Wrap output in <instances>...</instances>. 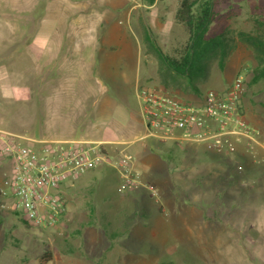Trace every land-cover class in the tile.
Returning <instances> with one entry per match:
<instances>
[{"label":"rangeland","instance_id":"374dc122","mask_svg":"<svg viewBox=\"0 0 264 264\" xmlns=\"http://www.w3.org/2000/svg\"><path fill=\"white\" fill-rule=\"evenodd\" d=\"M213 3L214 17L206 36L230 29L235 41L224 67L218 60L210 64V78L200 81V92L206 93L218 85L230 86L235 76L243 75L246 88L241 111L250 122L263 125L264 80L250 84L256 66L255 51L240 39L239 32H258L262 23L264 33V0H213ZM104 64L108 67L107 62ZM156 66L150 69L156 70ZM220 73L224 74L223 80L216 82ZM75 83V94L61 93L59 101H41L39 109L45 122L48 113L55 112L57 121H62L60 131L81 136L92 131L89 117L88 122L83 120V107L93 99L87 92L86 80ZM180 88H188L183 79ZM128 104L133 109L138 105L134 94ZM20 109L27 111L23 106ZM18 114L23 118L17 119ZM26 115L20 113L18 105L16 108L10 102H0V120L4 118L18 129L36 131L33 117ZM130 116L131 110L124 107L108 120V127L116 130L112 135L117 139H136L137 144L142 143V127ZM23 119L29 123H18ZM129 152L139 169L141 159L135 157L133 148ZM159 152L173 172L176 191L168 197L171 209L164 204L158 209L153 207L149 196L141 200L138 193L119 191L118 171L112 167L97 168L86 172L76 182L79 184L66 191L67 215L53 227L31 228L20 216L0 208V264H264V205L253 204L249 235L246 232V236L240 237L228 224H223L220 233L225 236L219 238L214 237L217 232L211 228L215 198L212 187L215 181L225 183L236 175L245 176L242 162L227 152L222 156L207 143L168 140L166 148ZM2 176L0 171V180ZM157 181L165 185L164 180ZM227 194L226 189L222 198L228 197ZM263 200L264 197L260 203ZM203 216L205 220L201 222ZM228 249L231 252L224 253Z\"/></svg>","mask_w":264,"mask_h":264},{"label":"crops","instance_id":"0c3cea01","mask_svg":"<svg viewBox=\"0 0 264 264\" xmlns=\"http://www.w3.org/2000/svg\"><path fill=\"white\" fill-rule=\"evenodd\" d=\"M181 3L182 0H0V30L3 31L0 36V102H10L16 108L18 105L20 113L33 117L38 129L32 132L18 129L4 118L0 120V127L36 141H97L105 143L111 152L121 148L129 151L131 147L138 161H142L139 169L145 183L142 191L137 189L132 194L138 193L140 199L149 196L157 209L160 204L171 209L168 197L169 194L174 196L176 191L173 172L159 151L173 139H162L148 131L139 91L143 87H156L175 97H188L185 101L201 103L206 93L200 92V81L210 78V64L220 60L211 59L207 71L193 83L164 63L156 47L168 58L178 61L189 54L188 32L177 19ZM155 64L156 70L153 69ZM223 76L220 73L216 82H222ZM182 79L187 89L180 88ZM78 80H86L87 92L93 99L82 106L83 120L88 122L89 117L92 131L71 136L59 130L62 121H57L55 112L50 111L45 122L39 108L41 101H59L61 93L75 94ZM230 86L218 85L215 90L224 91ZM110 88H114L113 91ZM133 94L138 103L135 109L128 104ZM20 104L27 111H21ZM124 107L131 110V119L140 123V140L144 142L137 144L136 139H117L112 135L116 130L108 127V120ZM242 113L251 125L260 129L261 145L257 146L252 162L242 163L245 176L236 175L225 183L215 181L211 217L214 222L211 228L217 232L214 237L225 236L220 233L223 224H228L240 237L246 236V232L249 235L252 206L264 205V200L260 203L264 197V124H254ZM20 116L23 118L18 114L17 119ZM21 121L18 123L22 125L29 123ZM237 153L247 155L243 143ZM118 179L120 182L119 175ZM157 180H164L167 186ZM76 184L79 183L73 187ZM147 185L155 187L161 199H155ZM226 189L228 197L222 198ZM250 199L254 202L249 204ZM200 219L205 220L204 216ZM230 252L228 249L224 253Z\"/></svg>","mask_w":264,"mask_h":264},{"label":"built area","instance_id":"2783aa9c","mask_svg":"<svg viewBox=\"0 0 264 264\" xmlns=\"http://www.w3.org/2000/svg\"><path fill=\"white\" fill-rule=\"evenodd\" d=\"M245 88L243 75H238L225 91L210 89L201 103H194L156 87H143L142 115L153 136L207 143L221 155H235L243 143L256 157L261 131L241 111ZM102 167L118 171L121 192L145 185L126 148L111 152L97 141H36L0 127V208L20 216L31 228L53 227L67 215L66 191L86 172ZM147 187L159 197L155 187Z\"/></svg>","mask_w":264,"mask_h":264},{"label":"trees","instance_id":"16d2710c","mask_svg":"<svg viewBox=\"0 0 264 264\" xmlns=\"http://www.w3.org/2000/svg\"><path fill=\"white\" fill-rule=\"evenodd\" d=\"M213 7V0H182L177 19L184 25L189 35L187 44L189 54L184 59L181 61L170 59L159 47H156L164 63L177 74L187 76L191 83L202 72H205L211 59L220 58L219 62L223 67L234 45L235 38L230 29L212 37L206 36L214 17ZM262 28L261 23L258 32H239L240 39L252 46L255 51L256 66L250 84H257L264 80V33L261 32ZM234 157L242 163L252 162V159L256 158L249 153L247 155L236 153Z\"/></svg>","mask_w":264,"mask_h":264}]
</instances>
